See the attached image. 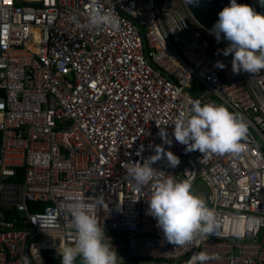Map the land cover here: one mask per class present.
I'll list each match as a JSON object with an SVG mask.
<instances>
[{
    "label": "built area",
    "instance_id": "2783aa9c",
    "mask_svg": "<svg viewBox=\"0 0 264 264\" xmlns=\"http://www.w3.org/2000/svg\"><path fill=\"white\" fill-rule=\"evenodd\" d=\"M93 7L116 11L119 30L89 32ZM210 29L185 0H0V264L35 246L43 264L58 255L74 240V198L97 205L118 264H187L200 251L217 257L207 264H264V70L234 74ZM193 99L243 114L244 151L204 157L175 140ZM157 145L180 161L163 156L160 175L209 189L217 224L196 243L167 242L147 212L151 182L125 175Z\"/></svg>",
    "mask_w": 264,
    "mask_h": 264
},
{
    "label": "clouds",
    "instance_id": "9594fccd",
    "mask_svg": "<svg viewBox=\"0 0 264 264\" xmlns=\"http://www.w3.org/2000/svg\"><path fill=\"white\" fill-rule=\"evenodd\" d=\"M186 4L198 3V0H185ZM262 5L264 3L261 2ZM219 18L210 29L219 43L228 41L226 48L218 50L224 56L232 55V72L239 74H259L264 70V14L257 12L248 4H239L230 0L223 7ZM74 23H79L73 14ZM121 19L116 11H105L93 7L87 16L84 27L89 32H96L109 27L119 30ZM216 66L223 69L221 61ZM175 140L186 146V151L198 150L204 157L209 154L238 155L244 151L243 141L247 138L249 123L243 114L234 113L223 104L209 101L202 104L200 99H193L180 113L174 123ZM162 141L171 144L165 127L160 126ZM166 156L171 167L180 161L171 151L164 152L162 145H157L155 154L143 160V163L130 162L126 167V177L137 186L151 182V198L148 199V214L152 215L164 238L173 246L196 243L212 234L217 224V214L205 199L196 194L188 180H177L171 175L164 177L152 165ZM97 205L82 198H74L67 206L70 217L71 235L74 240L58 246L61 264H118V253L110 236L105 235L97 217ZM49 234V233H48ZM217 257L205 251L194 253L187 264H207ZM23 264H43L39 250L24 256Z\"/></svg>",
    "mask_w": 264,
    "mask_h": 264
},
{
    "label": "water",
    "instance_id": "95a60500",
    "mask_svg": "<svg viewBox=\"0 0 264 264\" xmlns=\"http://www.w3.org/2000/svg\"><path fill=\"white\" fill-rule=\"evenodd\" d=\"M237 3L248 4L255 11L264 14V6L261 4V0H237ZM229 4L230 0H198V3L189 4V6L206 25L212 28L219 18V12ZM194 191L206 201L209 189L204 182L199 181L194 187ZM49 255L57 256L56 253H49Z\"/></svg>",
    "mask_w": 264,
    "mask_h": 264
},
{
    "label": "trees",
    "instance_id": "16d2710c",
    "mask_svg": "<svg viewBox=\"0 0 264 264\" xmlns=\"http://www.w3.org/2000/svg\"><path fill=\"white\" fill-rule=\"evenodd\" d=\"M21 176L22 175L20 173V176L17 179H21ZM31 209H37V208H32L31 206ZM45 257H46L47 264H61V257L59 255L51 256L49 254H46ZM77 264H79V259L77 260Z\"/></svg>",
    "mask_w": 264,
    "mask_h": 264
},
{
    "label": "rangeland",
    "instance_id": "374dc122",
    "mask_svg": "<svg viewBox=\"0 0 264 264\" xmlns=\"http://www.w3.org/2000/svg\"><path fill=\"white\" fill-rule=\"evenodd\" d=\"M262 3H264V0H261ZM264 6V5H263Z\"/></svg>",
    "mask_w": 264,
    "mask_h": 264
}]
</instances>
